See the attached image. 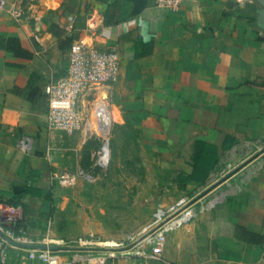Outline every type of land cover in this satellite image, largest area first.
<instances>
[{
    "label": "crops",
    "instance_id": "1",
    "mask_svg": "<svg viewBox=\"0 0 264 264\" xmlns=\"http://www.w3.org/2000/svg\"><path fill=\"white\" fill-rule=\"evenodd\" d=\"M132 10L130 0L0 4V37L19 41L0 48V212L21 217L14 201L27 187L56 197L53 152L62 146L48 127L45 86L64 74L74 39L103 29L99 44L121 56L111 86L114 128L129 126L138 141L179 160V170L166 171L174 189L200 187L196 201L206 200L193 219H178L186 224L172 232L173 264H264V0H187L176 10L147 0L138 14ZM148 41L151 52L135 56ZM22 138L28 148L19 146ZM197 140L218 154L203 179L191 178ZM22 201L34 222L25 234L45 243L32 237L39 221L51 230L53 198ZM27 249L9 247V263L30 262Z\"/></svg>",
    "mask_w": 264,
    "mask_h": 264
},
{
    "label": "rangeland",
    "instance_id": "2",
    "mask_svg": "<svg viewBox=\"0 0 264 264\" xmlns=\"http://www.w3.org/2000/svg\"><path fill=\"white\" fill-rule=\"evenodd\" d=\"M100 99L110 116L106 134L95 126L94 109ZM111 99V88L108 92L95 90L85 98V104L81 103L85 109L82 130L68 133L55 129L61 136L62 147L53 152L50 186L59 189L56 197L52 196L53 203L62 205H53L46 213L47 217L55 216L51 224L54 229L44 232L45 223L39 221L35 226L38 233L32 238L49 244L89 240L92 247L111 253L106 264H173L172 232L186 224V220L177 222L178 219L186 213L185 217L192 213L189 218L193 219L206 200L201 197L196 201L194 190L200 187L174 189L173 176L166 171L179 170V160L162 157L159 154L163 151L158 154L152 142L138 141L139 136L129 126L114 128L109 110ZM105 142L108 155L103 164ZM61 173L73 174L75 179L60 183L54 176ZM157 232L165 237L163 259L151 261L137 255L135 241L146 233Z\"/></svg>",
    "mask_w": 264,
    "mask_h": 264
},
{
    "label": "built area",
    "instance_id": "3",
    "mask_svg": "<svg viewBox=\"0 0 264 264\" xmlns=\"http://www.w3.org/2000/svg\"><path fill=\"white\" fill-rule=\"evenodd\" d=\"M187 0H154L158 8L176 10ZM5 0H0V4ZM104 36L103 29L93 30L74 39L68 49V64L64 74L52 78L45 86L47 96V123L50 129L74 133L84 128L85 98L95 90L108 92L115 82L121 65L120 52L114 45H100L98 38ZM100 98V97H99ZM96 124H99L97 116ZM90 127L89 123H87ZM100 124H102L100 122ZM30 142L26 138L19 141L21 148H28ZM103 155H104V149ZM103 158V157H102ZM107 161V160H106ZM102 163L103 162L102 159ZM60 183H71L75 176L61 173L54 176ZM264 199V186L262 191ZM1 213V212H0ZM183 215V214H182ZM12 214H0V264H10L7 249L15 246L8 240L31 242L25 231L13 232L8 225L14 219ZM137 255L152 261L163 259L165 237L161 232L146 233L136 240ZM49 245V243L45 242ZM92 242L83 239L60 240L55 248L27 249V258L31 261L24 264H106L110 252L92 247ZM264 260V254H263Z\"/></svg>",
    "mask_w": 264,
    "mask_h": 264
},
{
    "label": "trees",
    "instance_id": "4",
    "mask_svg": "<svg viewBox=\"0 0 264 264\" xmlns=\"http://www.w3.org/2000/svg\"><path fill=\"white\" fill-rule=\"evenodd\" d=\"M133 3V14H138L146 5L147 0H130ZM18 39L15 37H0V48L4 49H14V45L18 44ZM152 50L151 41L144 42L140 49L135 53V56L146 55ZM218 160L217 148L214 144L205 142L202 140H197L194 143L193 155H192V167L193 172L191 178L193 179H203L207 172L215 165ZM33 195L41 200H52V193L49 190L39 189L36 187H27L24 192L18 195L14 203L20 204L23 209V215L21 217L14 218L8 227L15 233L19 229L26 230L28 225H33L34 222L28 218L29 209L26 204L23 203L22 199L25 195ZM14 204V205H15Z\"/></svg>",
    "mask_w": 264,
    "mask_h": 264
},
{
    "label": "bare ground",
    "instance_id": "5",
    "mask_svg": "<svg viewBox=\"0 0 264 264\" xmlns=\"http://www.w3.org/2000/svg\"><path fill=\"white\" fill-rule=\"evenodd\" d=\"M102 95L104 96V94H102ZM94 112H95V115L97 116V120L99 121L98 125L95 123L96 128L98 129V131L106 134V132L108 131L110 116H109V111L106 108V105L102 99L97 101V106L95 107ZM100 122L102 124H100ZM91 123H93V122H90V124ZM107 149H108L107 148V142H105L103 160H105L107 158V155H108ZM185 216H187V213L185 214ZM181 219H182V217H181ZM174 221H176V220H174Z\"/></svg>",
    "mask_w": 264,
    "mask_h": 264
},
{
    "label": "water",
    "instance_id": "6",
    "mask_svg": "<svg viewBox=\"0 0 264 264\" xmlns=\"http://www.w3.org/2000/svg\"><path fill=\"white\" fill-rule=\"evenodd\" d=\"M108 144V143H107ZM9 241H11L12 243H14L15 245L18 246H22V247H27V248H31V247H35V248H55L56 245L53 244H45V243H33V242H21V241H14L8 238Z\"/></svg>",
    "mask_w": 264,
    "mask_h": 264
}]
</instances>
